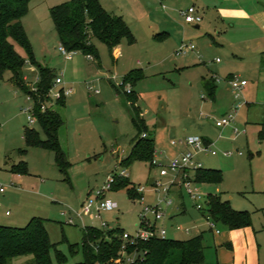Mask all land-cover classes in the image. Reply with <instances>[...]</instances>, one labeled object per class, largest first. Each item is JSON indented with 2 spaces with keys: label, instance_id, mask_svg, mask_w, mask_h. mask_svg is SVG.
I'll return each instance as SVG.
<instances>
[{
  "label": "rangeland",
  "instance_id": "374dc122",
  "mask_svg": "<svg viewBox=\"0 0 264 264\" xmlns=\"http://www.w3.org/2000/svg\"><path fill=\"white\" fill-rule=\"evenodd\" d=\"M64 1L67 0H31L23 23L36 60L56 76H62L65 87L74 90L66 97L65 107L56 102L54 106L64 119L59 135L72 164L69 176L57 167L53 151L27 144L25 129L40 127L37 123L29 125L23 110L29 105L27 96L12 82V72L5 71L0 77V179L7 192L0 198L11 214L6 215L5 208H0V222L23 227L34 216L46 219L51 241L66 254V264H76L84 260L81 247L85 226L105 231L119 227L135 233L144 206L159 204L166 215L160 224L167 227L168 238L186 240L203 233L205 263L232 257L238 250L243 256L254 251V257L264 264V137L259 136L264 123L261 65L237 58L229 52L228 44L218 45L203 28L184 24L180 10L188 4L177 0L174 4L167 0H99L107 11L129 21L135 42L123 40L122 55L114 60L108 46L94 39L102 66L81 51L67 60L59 51L50 16V8ZM216 37L218 34H214ZM186 41L195 44V50L177 54ZM14 44L28 58L24 48ZM132 69H142L144 78L135 83L125 82V75ZM212 72L218 78L215 97L209 95L204 82ZM24 74L33 82L39 76L29 61ZM233 76L248 83L240 96L231 87ZM91 82L99 93L89 90ZM62 86L57 85L53 94ZM129 86L133 95L126 92ZM135 97L149 135L155 139V160L166 164L183 154L181 141L189 135L212 140L209 149L217 154L203 150L196 154L204 168L221 169L223 180L219 184L195 181L194 186L205 194L201 202L205 204L210 193L220 195L234 209L251 213L250 226L231 230L215 223L211 228L204 211L197 208L185 188L173 185L169 194L164 191L173 175L162 176L161 167L150 161L121 164L129 157L137 136L131 105ZM240 103L244 106L238 107ZM234 111L233 125L216 126V121ZM41 137L45 138L42 131ZM173 140L180 143L173 146ZM22 160L27 162V172H14L13 166ZM122 169L128 171L137 191L144 187L140 192L143 198H130L125 188L111 189L105 199L117 203L115 209L102 211L100 218L78 216L83 202L96 199L97 188L107 183L109 175ZM190 176L194 179L195 173L190 172ZM165 198H173V204L166 207ZM177 225L190 231L177 230ZM251 238L254 242L248 245ZM76 243L78 250L72 254L69 246ZM30 259L31 255L16 257L11 264H25ZM52 259L57 264L54 252Z\"/></svg>",
  "mask_w": 264,
  "mask_h": 264
},
{
  "label": "trees",
  "instance_id": "16d2710c",
  "mask_svg": "<svg viewBox=\"0 0 264 264\" xmlns=\"http://www.w3.org/2000/svg\"><path fill=\"white\" fill-rule=\"evenodd\" d=\"M30 1L0 0V77L5 71L10 70L14 85L27 94L31 93V89L25 79L24 67L29 61L37 68L39 81L36 84L38 88L36 94L33 92L36 100L34 114L45 138H42L41 131L35 128H26L24 137L29 146H39L53 151L57 167L68 177L72 164L59 135L64 119L54 107L42 110L40 105L50 99V90L56 75L49 67L39 63L34 56L31 40L23 23L24 16L30 10ZM50 16L60 44L68 50L81 51L87 56H92L98 64H101L100 54L94 39L106 44L111 52L123 40L130 44L136 40L124 17L108 12L99 0H67L52 6ZM14 42L24 48L28 58L16 50ZM144 76L142 69H132L125 75V82L135 83ZM205 86L209 94L214 95L215 86L209 81H205ZM127 94L133 95L134 91ZM136 100L137 97L131 101V105L137 136L129 157L121 161V164L126 166L135 160L152 162L155 153V139L149 135V127ZM56 105L65 107L66 96L62 95L57 99ZM262 126L260 138L264 137V123ZM143 133L147 135L143 137ZM12 169L17 173H26L27 162L22 160ZM194 179L200 183L219 184L223 180V172L218 168L203 167L195 171ZM121 188L127 190L130 198L141 196L129 176L116 177L112 189ZM206 209V213L215 223H220L231 230L248 227L252 223L250 212L234 209L229 200H224L217 194H209ZM45 222L46 219L34 216L23 227L0 224V264H11L14 258L28 255H31L32 259L25 264H55L52 252L55 253L57 264H66L68 258L58 248V244L51 241ZM123 231L119 227L105 231L96 226H85L81 247L84 260L76 264L112 263L120 255L123 244L120 235ZM78 246L77 243L70 244L72 254L77 252ZM128 250L146 251L143 260L138 264H200L205 261L203 233L186 240L152 238L140 241L136 245L129 244Z\"/></svg>",
  "mask_w": 264,
  "mask_h": 264
},
{
  "label": "built area",
  "instance_id": "2783aa9c",
  "mask_svg": "<svg viewBox=\"0 0 264 264\" xmlns=\"http://www.w3.org/2000/svg\"><path fill=\"white\" fill-rule=\"evenodd\" d=\"M182 15L185 17L186 22L188 23H201L203 20L202 15L197 13V8L195 6H190L187 9L181 11ZM195 44L192 42H183L182 45L177 50V54H186L190 51L195 50ZM59 51L61 54L67 59L71 60L74 55L76 54V50H68L65 46L62 44L59 45ZM90 58H93L92 56H89ZM216 79H218L216 77ZM39 81V76L37 77L36 82H28V85L30 86L31 93H27V101L29 102V105H27L25 108H23L24 112L27 113L28 117V123L29 125H34L37 123V118L34 114L35 112V105L36 100L33 95V92L36 94L38 88L36 84ZM231 87L239 93L242 91V89L247 85L246 80H240L239 77L233 76L230 80ZM64 85V81L62 79V76H56L53 87L50 90V99L45 103H40L41 109L46 110L49 107H54L55 102L57 99H59L62 95H65L66 97L73 93L72 88H66L65 86L60 87L54 94L53 89L56 88L57 85ZM89 90L93 93L97 94L99 93V90L95 88V85L93 82L89 85ZM127 93H131L132 89L130 86L126 90ZM244 103H240L238 107H241ZM236 117V111L230 112L226 114L224 117H222L220 120L216 121V125L218 127H224L226 125H230L235 121ZM147 134L143 133V137H145ZM183 142L187 149L185 152L181 155H178L171 159L168 163L164 164L161 160H155L153 158L152 165L154 166H160L161 167V175L162 176H168L173 175V179L170 182V185L167 184L164 187V191L169 194L171 192L172 186L177 185L179 186V189L185 188L187 194L195 201V205L199 210L204 211V215L206 216L207 220L209 221L211 228H213L216 224L211 219V217L206 213L207 211V201L206 203H202L201 199L202 197H205V194L203 191L199 190L197 187L194 186L195 179H193L190 176V172H194L198 169L203 168V163L199 160L197 157V150H203L207 151L209 154H216L217 152L215 150H210L208 144L204 146V141L200 136L197 135H189L186 137V139ZM173 145H177L178 141L173 140ZM118 176H128V171L126 169H122L120 173H115L108 176L107 183L101 187H98L97 189V197L95 198H88L85 200L82 204V208L80 211L77 212L78 216H92L100 218L101 212L104 210L112 211L117 207V203L107 200L106 195L109 190L112 189V186L116 180V177ZM144 187L138 188V192H142ZM7 192V186L1 181L0 179V196H5ZM143 198V197H142ZM104 199V200H103ZM208 199V197H207ZM174 200L173 198H165L164 199V205L166 207L171 206L173 204ZM0 208H5V214L10 215L11 211L5 207L2 200L0 199ZM140 223L138 229L135 231V233H130L128 231H123L120 235L122 239V247L120 251V255L118 258H116L112 263L108 264H138L140 261L143 260L144 255L146 251H129L128 245L134 244L136 245L140 241H147L152 238H161L165 239L167 238V227L164 224H160L165 218V212L160 207L159 204L157 205H150L147 204L144 206L141 214H140ZM70 223L73 222V219L71 218L69 220ZM177 230H184L185 232H189L190 228L188 227H182L181 225H177L175 227ZM216 233H220L219 229H216ZM98 264H105V263H98Z\"/></svg>",
  "mask_w": 264,
  "mask_h": 264
},
{
  "label": "crops",
  "instance_id": "0c3cea01",
  "mask_svg": "<svg viewBox=\"0 0 264 264\" xmlns=\"http://www.w3.org/2000/svg\"><path fill=\"white\" fill-rule=\"evenodd\" d=\"M179 1L183 2L184 5L188 4V7L195 6L197 8V13L203 17L201 23H188L185 17H183L184 24H194L195 28H203L205 34L213 38L218 45L228 44L231 47L229 51L231 54H234L240 59L252 60L255 65L260 64L262 69H264V0H177V2ZM167 2L174 4L176 0H167ZM183 10L184 9H181L180 12ZM127 23L131 28L129 21ZM214 34H218V37L214 38ZM56 40L57 43L60 44L57 32ZM120 55H122V43L112 51L114 60H117ZM98 65L102 66V61L101 64ZM216 77L217 75L212 72L204 80V82L209 81L212 86H215V92L217 90V84L215 83L217 80ZM25 79L28 82H33L27 75H25ZM65 85L64 83L63 86ZM215 92L214 95H209L215 97ZM242 106H244V104ZM233 123L230 125H233ZM202 139L207 144L212 143V140L209 138ZM179 143L180 142H178V144ZM181 143L184 145L181 151H185L187 146L183 142ZM250 156L251 158L254 157V153H250ZM199 160L201 161L200 158ZM0 223L6 224L3 222ZM231 235L233 237V233H231ZM248 240V245L251 241L254 242L253 238ZM236 242L237 241H235V243ZM229 246L230 244H228V247ZM200 264H260V262L256 256L254 257V251H252L251 254L246 253V255L243 256L239 255V251L237 250L232 257L219 258L216 262L211 263H205L204 261Z\"/></svg>",
  "mask_w": 264,
  "mask_h": 264
}]
</instances>
